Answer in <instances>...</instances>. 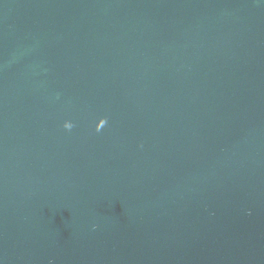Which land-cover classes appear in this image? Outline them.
I'll list each match as a JSON object with an SVG mask.
<instances>
[{"label":"water","instance_id":"obj_1","mask_svg":"<svg viewBox=\"0 0 264 264\" xmlns=\"http://www.w3.org/2000/svg\"><path fill=\"white\" fill-rule=\"evenodd\" d=\"M0 264H264V0H0Z\"/></svg>","mask_w":264,"mask_h":264}]
</instances>
